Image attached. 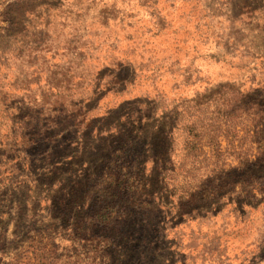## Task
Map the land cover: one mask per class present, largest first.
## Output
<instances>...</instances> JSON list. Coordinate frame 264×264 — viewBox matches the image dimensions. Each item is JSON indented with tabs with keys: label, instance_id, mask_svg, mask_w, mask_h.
<instances>
[{
	"label": "rangeland",
	"instance_id": "rangeland-1",
	"mask_svg": "<svg viewBox=\"0 0 264 264\" xmlns=\"http://www.w3.org/2000/svg\"><path fill=\"white\" fill-rule=\"evenodd\" d=\"M0 264H264V0H0Z\"/></svg>",
	"mask_w": 264,
	"mask_h": 264
},
{
	"label": "trees",
	"instance_id": "trees-1",
	"mask_svg": "<svg viewBox=\"0 0 264 264\" xmlns=\"http://www.w3.org/2000/svg\"><path fill=\"white\" fill-rule=\"evenodd\" d=\"M189 134H190V133H188V135H187V136H184V138H183V149L187 150V152L190 151V149H191V144H192V140H191ZM181 163H182V162H180V164H181ZM170 172H172V171H171V170H164L163 175H166V174H168V173H170Z\"/></svg>",
	"mask_w": 264,
	"mask_h": 264
}]
</instances>
